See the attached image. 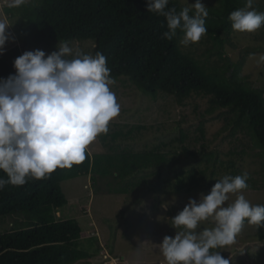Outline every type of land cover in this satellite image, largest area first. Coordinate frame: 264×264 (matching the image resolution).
Returning a JSON list of instances; mask_svg holds the SVG:
<instances>
[{"label": "trees", "instance_id": "trees-1", "mask_svg": "<svg viewBox=\"0 0 264 264\" xmlns=\"http://www.w3.org/2000/svg\"><path fill=\"white\" fill-rule=\"evenodd\" d=\"M215 2L216 5L207 7V34L202 37L207 47L197 57L195 45H181L182 31L177 30L171 40L164 37L168 30L166 18L148 12L147 0H30L16 8L29 35L21 39L20 46L0 55V78L15 74L14 59L31 50L30 47L92 40L91 55L99 51L106 57L115 80L129 82L144 96H171L178 105H184L193 96L207 98V112L219 110V117H223L225 127H230L231 135L248 133L264 160L263 91L248 86L239 75L240 65L233 64L223 53L225 43L234 46L232 38L237 33L232 29L229 14L244 8L246 0ZM167 7L179 13L189 6L180 0H169ZM253 8L264 12V6ZM241 35L243 39L247 37L246 32ZM210 55L218 62H211ZM134 128L127 133L114 131L110 137L126 138ZM197 129L200 132L197 150L185 144L188 135L180 130L175 139L181 144L180 151H162L164 144L136 152L126 147L115 150L117 147L112 146L109 153L86 156L82 163L70 169L58 168L45 179H29L19 187L6 184L0 190V217L16 215L21 220L0 233V264H77L100 253L96 236L81 237L83 227L77 219H61L56 215L68 202L63 181L89 175L95 188L99 178L115 181V185L107 183L113 194H129L141 188L156 194L162 191L189 194L204 181L211 190L223 176L244 173L232 159V153L223 161L218 152L208 151L202 122ZM101 139L105 137L101 135ZM0 177L7 179L3 171ZM150 178H155L152 185ZM247 183V189H264V179L259 188L250 176ZM256 238L264 242V228H257Z\"/></svg>", "mask_w": 264, "mask_h": 264}, {"label": "clouds", "instance_id": "clouds-1", "mask_svg": "<svg viewBox=\"0 0 264 264\" xmlns=\"http://www.w3.org/2000/svg\"><path fill=\"white\" fill-rule=\"evenodd\" d=\"M30 0H3L7 8H19ZM245 7L229 14L232 29L252 33L264 26V12ZM169 0H147L148 12L166 18L171 40L177 30L184 33L181 45L198 43L207 34V7L195 0L177 13ZM192 13V14H190ZM10 23L0 18V55L6 42L14 40L7 29ZM18 46V45H17ZM50 54L40 49L23 51L13 61L15 74L0 78V190L6 184L23 186L29 179L41 180L58 168H72L91 156L90 145L109 131L118 117L120 104L112 86L116 83L99 51L87 54L67 42L59 43ZM264 63V54L257 60ZM249 174L225 175L199 202L188 203L171 218L174 237L164 236L159 244L166 264H229L220 251L235 243L245 222L264 228V205H253L245 195ZM230 195L236 198L226 203ZM165 208L167 204L163 205ZM211 220L214 227L197 231Z\"/></svg>", "mask_w": 264, "mask_h": 264}, {"label": "rangeland", "instance_id": "rangeland-1", "mask_svg": "<svg viewBox=\"0 0 264 264\" xmlns=\"http://www.w3.org/2000/svg\"><path fill=\"white\" fill-rule=\"evenodd\" d=\"M201 2L206 7L216 5L215 0ZM180 3L190 7L195 0H180ZM254 5L264 6V0H254L252 7ZM0 18L11 24L7 31L14 37V40L6 42L5 51L16 45L20 46L21 39L27 38L29 34L18 10L3 6V0H0ZM262 30L263 27L252 33L246 32L247 37L244 39L241 35L244 33L237 32L235 38H232L234 46L225 43L223 53L233 64L240 65L239 75L242 80L248 86L262 90L264 94V63H257L260 55L264 54L261 50L264 47ZM203 41L201 38L198 43L193 44L197 57L204 53L207 47ZM62 42L92 54L94 45L92 40ZM62 42L44 43L30 49L43 50L47 55L57 51V46ZM209 58L213 63L218 62L214 55H210ZM115 81L112 91L120 104V113L110 122L108 133L102 134L105 139L102 140L100 135L90 145L89 150L92 154L109 153L112 146L117 147L115 150L126 147L136 152L161 144H164L162 151H180L181 144L175 140L179 137L180 130L188 135L185 144L197 150L199 142L196 139L200 135L197 128L202 122L208 151L218 152L219 158L223 161H227L232 153L231 157L236 161L237 167L242 172L250 174L251 179L257 182V188L261 187L264 179V160L260 150L252 143L248 133L238 132L234 136L231 135L230 127H225L223 117H219V110L209 114L207 98L193 96L184 105H178L171 96L159 95L156 98L144 96L129 82L122 79ZM134 126V130L126 138L111 139L114 131L121 130L127 133ZM185 165L191 167L188 163ZM171 178L174 177L171 175ZM154 181L155 178L149 179L151 185ZM97 182L95 188L90 176L86 175L62 183L68 202L56 215L61 219H77L83 227L81 237L86 239L96 236L101 248L100 253L90 261H81L77 264H166L159 244L164 236L174 237L176 231H181L171 225V218L183 209L189 198L199 202L201 193L207 195L210 192L204 181L198 190H193L189 194L163 191L156 194L142 188L129 194H113L107 189V183L115 185L111 178H99ZM243 195L253 205H264V189H247ZM235 198V195H230L226 203H232ZM165 204L166 208L163 206ZM19 220L20 216L16 215L0 217V233L10 230L12 223ZM212 227L214 222L209 220L197 231ZM256 232V226L245 222L234 244L215 251H220L222 257L229 259V264H264V242L257 240Z\"/></svg>", "mask_w": 264, "mask_h": 264}]
</instances>
